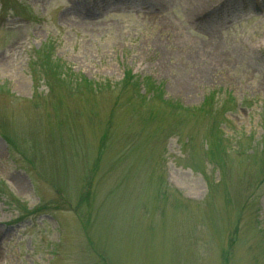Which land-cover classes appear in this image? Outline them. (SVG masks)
Listing matches in <instances>:
<instances>
[{
	"label": "rangeland",
	"instance_id": "374dc122",
	"mask_svg": "<svg viewBox=\"0 0 264 264\" xmlns=\"http://www.w3.org/2000/svg\"><path fill=\"white\" fill-rule=\"evenodd\" d=\"M0 264H264V0H0Z\"/></svg>",
	"mask_w": 264,
	"mask_h": 264
},
{
	"label": "bare ground",
	"instance_id": "6f19581e",
	"mask_svg": "<svg viewBox=\"0 0 264 264\" xmlns=\"http://www.w3.org/2000/svg\"><path fill=\"white\" fill-rule=\"evenodd\" d=\"M191 18L193 21H196V20H204V18L201 16V14L199 12H191Z\"/></svg>",
	"mask_w": 264,
	"mask_h": 264
},
{
	"label": "trees",
	"instance_id": "16d2710c",
	"mask_svg": "<svg viewBox=\"0 0 264 264\" xmlns=\"http://www.w3.org/2000/svg\"><path fill=\"white\" fill-rule=\"evenodd\" d=\"M147 83H148V82H147ZM14 201H15V200H14ZM15 202H16V201H15ZM17 203H18V202H17ZM19 208H21V206H20ZM22 208H23V207H22ZM22 208H21V209H22ZM23 210H25V209L23 208ZM28 214H31V213H28Z\"/></svg>",
	"mask_w": 264,
	"mask_h": 264
}]
</instances>
